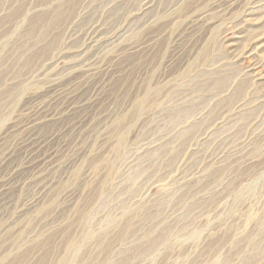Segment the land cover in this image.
<instances>
[{"label":"rangeland","instance_id":"obj_1","mask_svg":"<svg viewBox=\"0 0 264 264\" xmlns=\"http://www.w3.org/2000/svg\"><path fill=\"white\" fill-rule=\"evenodd\" d=\"M0 264H264V0H0Z\"/></svg>","mask_w":264,"mask_h":264},{"label":"bare ground","instance_id":"obj_2","mask_svg":"<svg viewBox=\"0 0 264 264\" xmlns=\"http://www.w3.org/2000/svg\"><path fill=\"white\" fill-rule=\"evenodd\" d=\"M255 66H257V65H255ZM260 76H262V74H260Z\"/></svg>","mask_w":264,"mask_h":264}]
</instances>
